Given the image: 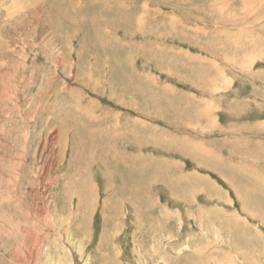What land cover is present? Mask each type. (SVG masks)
Listing matches in <instances>:
<instances>
[{
  "label": "rangeland",
  "instance_id": "obj_1",
  "mask_svg": "<svg viewBox=\"0 0 264 264\" xmlns=\"http://www.w3.org/2000/svg\"><path fill=\"white\" fill-rule=\"evenodd\" d=\"M36 1L0 2V264H264V0ZM74 100L134 173L82 206Z\"/></svg>",
  "mask_w": 264,
  "mask_h": 264
},
{
  "label": "bare ground",
  "instance_id": "obj_2",
  "mask_svg": "<svg viewBox=\"0 0 264 264\" xmlns=\"http://www.w3.org/2000/svg\"><path fill=\"white\" fill-rule=\"evenodd\" d=\"M38 1V0H37ZM36 1V2H37ZM43 1V0H42ZM60 1V0H59ZM0 2H3V0L1 1L0 0ZM39 2V1H38ZM60 2H62V1H60ZM30 3H32V2H30ZM33 3H35V2H33ZM65 3V2H64ZM67 4V3H66ZM22 5V4H21ZM17 5V6H15V5H13V7H11V8H9L8 10H6L5 9V13L3 14L5 17H11L12 16V14H14V13H16V14H18V18L19 17H23V16H25V14L27 13V12H29V13H31V11L33 10L34 12H35V10L32 8H29V6H25V5ZM88 5V4H87ZM8 6V5H7ZM32 6V5H31ZM30 6V7H31ZM97 6V5H96ZM1 7V6H0ZM4 7V6H3ZM57 6H54V7H51V9H50V14L51 13H53L54 11H56V13H57V8H56ZM100 7H101V5H100ZM113 7V6H112ZM44 8V7H43ZM111 8V7H110ZM60 9V8H59ZM67 9V8H66ZM92 9V8H91ZM115 9H117V8H115ZM4 10V9H3ZM68 10V9H67ZM47 11H48V8H47ZM74 11V10H73ZM119 12H120V10H118ZM247 12V10H245L244 11V14ZM248 12H249V14H251V12L248 10ZM0 13H1V9H0ZM15 14V15H16ZM259 14H260V12H259ZM118 15H120V14H118ZM64 16V15H63ZM121 16V15H120ZM59 17V16H58ZM58 17H56V18H58ZM74 17V16H73ZM77 17V16H76ZM81 17H82V15H81ZM98 17V16H97ZM115 17V16H114ZM259 17V16H258ZM4 17L2 16V19H3ZM55 18V19H56ZM70 18V17H69ZM110 18V17H109ZM112 18V17H111ZM51 19V18H50ZM59 19V18H58ZM85 19L86 20H88V18H86L85 17ZM97 19V18H96ZM99 19V18H98ZM100 19H101V16H100ZM8 20V19H7ZM61 20H63V19H61ZM68 20V19H67ZM85 20V21H86ZM93 20H95V19H93ZM102 20V19H101ZM100 20V21H101ZM116 20V19H115ZM122 20V19H121ZM3 21V20H2ZM13 21V20H12ZM113 21H114V19H113ZM53 22V21H52ZM116 22H118V21H116ZM76 23V22H75ZM1 24V23H0ZM22 24V23H21ZM54 24H58L57 23V21H56V23H54ZM2 25H3V23H2ZM87 25V24H86ZM89 25V24H88ZM87 25V26H88ZM94 25V24H93ZM90 26H92V25H90ZM0 27H1V25H0ZM3 27V26H2ZM1 27V28H2ZM57 27H59L58 28V30L62 27L60 24L59 25H57V26H54L53 28L54 29H57ZM0 28V29H1ZM53 28H52V32H53ZM76 28V27H75ZM87 29H89L90 30V28H87ZM86 29V30H87ZM82 31V30H81ZM86 38H87V36H86ZM102 43V42H101ZM90 44H91V42H90ZM89 44V45H90ZM1 45V44H0ZM89 45H88V47H89ZM95 45V44H94ZM114 61V60H113ZM0 63H1V61H0ZM112 66V65H111ZM118 66V65H117ZM116 67V66H115ZM114 67V68H115ZM112 68V67H111ZM117 69V68H116ZM113 72H115L114 70H112ZM121 78V77H120ZM124 82V81H123ZM125 87V86H124ZM47 92V91H46ZM46 92H45V94H46ZM50 98V97H49ZM56 98H57V96H56ZM49 100V99H48ZM54 100V99H53ZM69 100V99H68ZM59 101V100H58ZM72 102V101H71ZM51 104H52V102H50ZM46 104L45 103V107H44V109L47 111V112H49V110L51 109V111H52V113H53V115H54V111H55V109H56V107H57V109H59V105L57 106V104H56V102L55 103H53V105H51V104ZM60 103H61V101H60ZM65 104V103H64ZM73 105H72V107L70 106V108L69 109H66L65 110V112H63L61 115H60V117L58 116V115H55L54 117H53V121H49L50 123H55V122H58L59 120L61 121V120H67V126H66V128L65 129H68V131H71L72 133H73V144H71V146H73V148H71V151L76 155L75 157H73V155H70L69 157L71 158H69L70 160H72V167H71V170H70V172H68V174H69V177H70V180H69V178L67 179V178H65V179H67V181L69 182V186L70 187H72L73 189H74V191H75V189H76V186H78L77 187V189H76V191H75V195H73L74 196V198H75V200L78 202V206H82V204L85 202V200H87V190H89V189H91L90 187H89V185H87V184H84V182H85V179H86V176L88 177V174H86V175H84L83 173H82V171H85V172H88V169L90 168V166L91 165H89L88 166V164H87V162L88 161H90L91 163H92V161H96V162H98V163H100L101 165H103L104 167L103 168H105V166L109 169V166L110 165H113V168H114V170L115 169H118V168H121V170H122V172H121V174H124V177L126 176V177H129V175H130V177H132V173H133V167H130V165H128V164H126V161H128L129 159L127 158V157H129V155H126V153H124V152H119V151H117V150H111V147H110V143H109V139L108 138H106V140H107V142H108V144L103 140V139H99V140H96V136H97V133H96V136H94V134H93V132L91 133V129H89V127H91L90 126V122H89V120L90 119H92L91 117H90V115L87 113V111H84L85 110V106H83L82 104H81V102L80 101H76V100H74V102L72 103ZM62 105V104H61ZM69 105H71V104H69ZM87 105H89V104H87ZM44 106V105H43ZM67 106V105H66ZM62 107V106H61ZM66 108V107H65ZM88 108H90V107H88ZM61 110V109H60ZM90 110V109H89ZM89 112V111H88ZM57 113V112H56ZM51 114V113H50ZM90 117V118H89ZM104 118V117H103ZM102 118V119H103ZM88 119V120H87ZM95 119H99V118H97V117H95ZM51 120V119H50ZM104 120V119H103ZM108 120V119H107ZM106 120V121H107ZM110 120V119H109ZM108 122V121H107ZM105 123V122H104ZM104 123H102L103 125H104ZM96 124V123H95ZM94 124V122H93V125H95ZM60 125V124H59ZM66 125V124H65ZM100 125V124H99ZM108 125V124H107ZM96 126V125H95ZM94 126V127H95ZM119 126H121V125H119ZM114 127V126H113ZM63 128V127H62ZM61 128V130H64V129H62ZM99 128H101L100 126H99ZM98 128V129H99ZM121 128H122V126H121ZM121 128H120V130H121ZM95 129H97V128H95ZM94 129V130H95ZM103 130V129H102ZM105 130V129H104ZM119 130V131H120ZM65 132H66V130H64ZM118 131V132H119ZM117 131H116V133H118ZM121 132V131H120ZM108 133V132H107ZM119 134V133H118ZM64 135V134H63ZM101 136V135H100ZM108 136V135H107ZM114 136V135H113ZM115 136H117V135H115ZM109 137V136H108ZM117 137H119V135L117 136ZM62 138V137H61ZM112 138V137H111ZM115 138V137H114ZM120 138V137H119ZM123 138V137H122ZM135 138V137H134ZM113 139V138H112ZM24 141V140H23ZM70 141V140H69ZM101 143L100 145L98 144V143ZM65 143H66V140H65ZM64 143V144H65ZM103 143H106L109 147L107 148ZM114 145V144H113ZM49 146V145H48ZM115 146V145H114ZM66 147V146H65ZM116 147V146H115ZM49 148V147H48ZM47 149V148H46ZM45 149V150H46ZM76 149H77V151H76ZM53 150V149H52ZM44 151V150H43ZM49 151V150H48ZM50 152V151H49ZM48 152V153H49ZM60 152V151H59ZM47 153V154H48ZM54 153V152H53ZM71 153V152H70ZM24 155V154H23ZM46 155V154H45ZM53 155V154H52ZM63 155V154H62ZM132 156V158L134 159V155H131ZM139 156V155H138ZM51 157V156H50ZM137 158V157H136ZM53 159V158H52ZM140 159V158H139ZM139 159H137V160H139ZM149 158H146L145 159V161L146 160H148ZM135 160V159H134ZM81 161H82V163H81ZM145 161H141V159H140V161L139 162H141V165H143V164H146L145 163ZM153 161V160H152ZM54 162V161H53ZM86 162V164L87 165H83L84 163ZM89 162V163H90ZM148 162V161H147ZM71 163V162H70ZM85 168V169H84ZM50 169H51V167H50ZM53 169V168H52ZM82 169V170H81ZM111 170H109V172H110ZM48 172H49V167H48ZM51 174V173H50ZM67 174V175H68ZM84 175V179H83V175ZM121 174H119V175H121ZM134 174V173H133ZM119 175H118V177H119ZM43 176V175H42ZM66 176V175H65ZM237 176V175H236ZM46 177V176H45ZM179 177V176H178ZM239 177H240V175H239ZM121 178V176L119 177V179ZM154 178L155 179H157L158 180V178H159V176H158V174H155V176H154ZM163 178V177H162ZM126 179H128V178H126ZM122 180V179H121ZM121 180H120V183H121ZM133 180V179H132ZM162 180V179H161ZM168 180V179H167ZM242 180V179H241ZM106 181H108V178H106ZM244 181V180H243ZM89 182V181H88ZM88 182H86V183H88ZM123 182V181H122ZM165 182V181H164ZM170 182H172L171 180H170ZM129 183V182H128ZM126 185H124V186H122L123 188H125V189H128L129 188V190H130V187H132L133 188V191L134 190H136V188H140V187H138L137 185H134V187L132 186V185H129V184H127V183H125ZM167 185V184H166ZM173 185V184H172ZM179 185V184H178ZM86 186H88V187H86ZM110 186V185H109ZM167 186H169V185H167ZM257 187V186H256ZM110 188V187H109ZM123 188H120L119 187V190L117 189H114V191H113V193L111 194V197L114 199L115 197H117V196H119L118 194H119V192L121 191L122 192V189ZM250 189H249V187H247V191H249ZM255 192L257 191V189H253ZM249 191L251 194H254V191ZM73 191V192H74ZM246 191V189L245 190H243V194H244V192ZM78 194H77V193ZM262 192V191H261ZM260 194V193H259ZM258 194V195H259ZM134 196L136 195L135 194V191H134V194H133ZM133 196V197H134ZM264 196V195H263ZM244 197V201L246 202V201H248L249 199H251V201L253 200V198L252 197H250V196H243ZM259 197V196H258ZM261 197H262V195H261ZM61 198V197H60ZM109 198V197H108ZM118 198V197H117ZM256 198H257V196H256ZM242 199V198H241ZM109 200H111V199H109ZM108 200V201H109ZM126 200H128L129 201V199H126ZM259 200V199H258ZM58 201V200H57ZM67 201V200H66ZM136 201V200H135ZM263 201H264V199H263ZM253 202V201H252ZM255 202H258L256 199H255ZM254 202V203H255ZM131 203H133L134 204V201L132 200V202ZM137 203V202H136ZM249 203V202H248ZM78 209H80V208H78ZM80 214V213H79Z\"/></svg>",
  "mask_w": 264,
  "mask_h": 264
}]
</instances>
